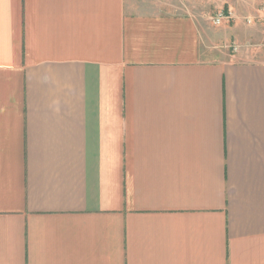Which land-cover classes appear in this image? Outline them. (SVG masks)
Masks as SVG:
<instances>
[{"label": "crops", "instance_id": "obj_1", "mask_svg": "<svg viewBox=\"0 0 264 264\" xmlns=\"http://www.w3.org/2000/svg\"><path fill=\"white\" fill-rule=\"evenodd\" d=\"M0 264H264V0H0Z\"/></svg>", "mask_w": 264, "mask_h": 264}, {"label": "rangeland", "instance_id": "obj_2", "mask_svg": "<svg viewBox=\"0 0 264 264\" xmlns=\"http://www.w3.org/2000/svg\"><path fill=\"white\" fill-rule=\"evenodd\" d=\"M222 12L224 11V10H221ZM218 12L219 11H213L212 13H211V11H207L206 10V16L208 17H212L213 19H212V21H211V25L209 26H205V28L209 31V32H211V31H213V29H215V28H221V27H223L224 25H232V22H229V23H226V24H223V25H216V24H214V18L216 17V15L218 14ZM226 12V11H225ZM211 15V16H210ZM232 50H234V48H231Z\"/></svg>", "mask_w": 264, "mask_h": 264}, {"label": "built area", "instance_id": "obj_3", "mask_svg": "<svg viewBox=\"0 0 264 264\" xmlns=\"http://www.w3.org/2000/svg\"><path fill=\"white\" fill-rule=\"evenodd\" d=\"M230 20H231L230 15L226 14L225 12H220L214 18V24L222 25L223 23H226Z\"/></svg>", "mask_w": 264, "mask_h": 264}]
</instances>
